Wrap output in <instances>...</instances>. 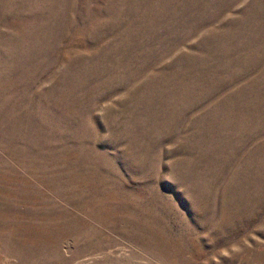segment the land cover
I'll use <instances>...</instances> for the list:
<instances>
[{
	"label": "rangeland",
	"instance_id": "obj_1",
	"mask_svg": "<svg viewBox=\"0 0 264 264\" xmlns=\"http://www.w3.org/2000/svg\"><path fill=\"white\" fill-rule=\"evenodd\" d=\"M0 264H264V0H0Z\"/></svg>",
	"mask_w": 264,
	"mask_h": 264
}]
</instances>
